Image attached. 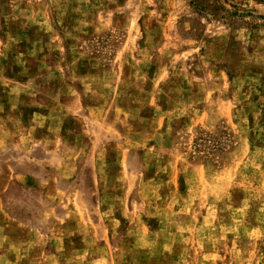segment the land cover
Returning <instances> with one entry per match:
<instances>
[{
	"label": "rangeland",
	"instance_id": "1",
	"mask_svg": "<svg viewBox=\"0 0 264 264\" xmlns=\"http://www.w3.org/2000/svg\"><path fill=\"white\" fill-rule=\"evenodd\" d=\"M0 122V264H264V0H0Z\"/></svg>",
	"mask_w": 264,
	"mask_h": 264
},
{
	"label": "crops",
	"instance_id": "2",
	"mask_svg": "<svg viewBox=\"0 0 264 264\" xmlns=\"http://www.w3.org/2000/svg\"><path fill=\"white\" fill-rule=\"evenodd\" d=\"M41 107H44V106H42L41 105ZM44 112L46 111L45 110V107L42 109ZM39 115H41V114H39ZM41 117H44V119L42 120V122L41 121H39V120H37L36 122H35V125L33 126V128H34V130H35V132H36V130L38 129L37 127H42V124L45 126L46 124H47V119L49 120V118L47 117V115H45V114H43V115H41ZM18 118H20V117H18ZM17 118H15L14 116H11L10 118H9V120H5V121H3L4 123H7V124H10V125H12V124H14V127H15V123H17V120H16ZM34 120V118L32 119V121ZM1 123V122H0ZM33 125V124H32ZM11 127V126H10ZM46 129H43V131H42V133L45 131ZM11 135H14V131L13 130H11V133H10V136ZM29 138H32V139H34V134H28L27 135ZM0 137H2V136H0ZM6 137H8V135L6 136Z\"/></svg>",
	"mask_w": 264,
	"mask_h": 264
}]
</instances>
